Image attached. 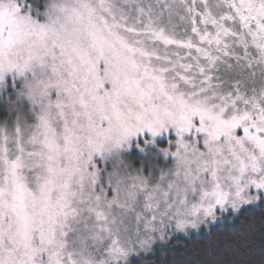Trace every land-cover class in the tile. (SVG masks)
<instances>
[{"label": "snow or ice", "instance_id": "1", "mask_svg": "<svg viewBox=\"0 0 264 264\" xmlns=\"http://www.w3.org/2000/svg\"><path fill=\"white\" fill-rule=\"evenodd\" d=\"M260 205L264 0H0V264H135Z\"/></svg>", "mask_w": 264, "mask_h": 264}, {"label": "trees", "instance_id": "2", "mask_svg": "<svg viewBox=\"0 0 264 264\" xmlns=\"http://www.w3.org/2000/svg\"><path fill=\"white\" fill-rule=\"evenodd\" d=\"M264 219V205L246 209L239 219L220 221L206 230L190 237H175L166 246H155L154 254L141 256L135 264H261L260 248L262 239L259 225ZM250 223H255L257 231L250 234L248 251L236 249L233 245L244 234ZM166 253V257L162 255Z\"/></svg>", "mask_w": 264, "mask_h": 264}, {"label": "rangeland", "instance_id": "3", "mask_svg": "<svg viewBox=\"0 0 264 264\" xmlns=\"http://www.w3.org/2000/svg\"><path fill=\"white\" fill-rule=\"evenodd\" d=\"M230 219V217L228 218V219H226V220H229ZM226 220H223V221H226ZM177 235H181V236H184L183 234H177ZM177 235H176V237H177ZM162 244H160L159 242H158V244H157V246H161ZM146 255H148V254H146Z\"/></svg>", "mask_w": 264, "mask_h": 264}]
</instances>
